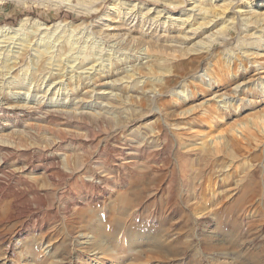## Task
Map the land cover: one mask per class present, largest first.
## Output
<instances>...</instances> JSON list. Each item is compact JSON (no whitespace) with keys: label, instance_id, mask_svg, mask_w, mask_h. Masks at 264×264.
<instances>
[{"label":"rangeland","instance_id":"rangeland-1","mask_svg":"<svg viewBox=\"0 0 264 264\" xmlns=\"http://www.w3.org/2000/svg\"><path fill=\"white\" fill-rule=\"evenodd\" d=\"M0 30L16 39L0 42V264H114L122 240L200 247L216 227L198 193L245 185L264 240V0H0Z\"/></svg>","mask_w":264,"mask_h":264},{"label":"bare ground","instance_id":"bare-ground-1","mask_svg":"<svg viewBox=\"0 0 264 264\" xmlns=\"http://www.w3.org/2000/svg\"><path fill=\"white\" fill-rule=\"evenodd\" d=\"M199 3V2H198ZM231 3V2H230ZM200 4V3H199ZM206 10V9H204ZM190 11L193 12V16L196 15V13L198 12V15H201V14H204L205 12H203V7L201 6H198V5H194V7H192L190 9ZM233 12H239V11H235V8H233ZM184 21V20H183ZM214 19L211 18L209 19L208 21H206L205 23L207 24H210V23H214ZM182 24H185L184 22L181 21ZM45 24H41L40 21H38L37 23V32L40 30V29H46L50 31V28L47 27L46 25L44 26ZM44 26V27H42ZM226 26V24H225ZM229 26V25H228ZM203 27V24H199L198 26H190V28L185 31V38L188 40L190 39H195L196 35L200 33L201 31V28ZM206 27V26H205ZM114 28V27H113ZM1 32V36H3V39H0V42H7L8 46H11L12 42L11 39H13V36H8V33L6 31H3V30H0ZM45 32V31H44ZM27 33V32H26ZM45 33H48V32H45ZM36 32L35 33H32L31 34V38H34L32 36H35ZM39 34V33H38ZM30 35V34H29ZM15 36V35H14ZM38 37V36H37ZM44 37V36H43ZM31 38L29 39V41L27 42L28 46H30V40ZM46 39V38H45ZM212 39H209L208 43H203L204 45L206 44L207 46H209L212 41ZM32 41V40H31ZM78 43V42H77ZM201 44V43H200ZM53 45V44H52ZM0 46H4V45H0ZM45 47V46H44ZM205 48V46H203ZM210 47V46H209ZM75 48V47H74ZM208 48V47H207ZM70 49V48H69ZM43 51V50H42ZM46 51V50H44ZM70 51V50H69ZM21 52V51H20ZM19 53V52H18ZM45 53V52H44ZM54 56V55H53ZM69 57V56H68ZM67 57V60L72 62L74 61V58L73 59H70ZM140 57V56H139ZM78 58V57H77ZM101 58V57H99ZM104 58V57H103ZM102 58V60H103ZM17 59V58H16ZM12 60V57H8L6 58V62H8V67L11 69V68H14L13 66H10L11 64H14L16 63L15 61H11ZM54 60V59H53ZM63 61V60H62ZM87 61L89 60H85L82 59L79 61L78 65H81V64H84L86 63ZM56 62V60H55ZM97 62V60H96ZM103 62V61H102ZM49 63V62H48ZM64 63V61H63ZM69 64V63H68ZM67 64V65H68ZM101 63H99L100 65ZM7 65V64H6ZM49 65V64H48ZM61 65V63H60ZM41 66V64L39 65ZM56 66V65H55ZM96 65L93 64V66H91L92 69L96 68L95 67ZM70 67V70L71 71H75L77 72L75 69V66H69ZM68 67V68H69ZM263 67V66H261ZM6 68V66H5ZM72 68V69H71ZM90 68V69H91ZM7 68V70H10ZM6 70V71H7ZM42 70V68H41ZM61 70H64V69H61L60 68V71ZM67 70V69H66ZM85 70V69H83ZM40 71V70H39ZM43 71V70H42ZM92 71V70H91ZM96 71V69H95ZM259 72V71H258ZM261 72H264V71H260L259 73ZM9 73V72H8ZM83 73V72H82ZM85 73V71H84ZM89 73V72H88ZM94 71L90 74H93ZM6 75V74H5ZM74 75V74H73ZM72 75V76H73ZM86 75V74H85ZM89 78V76H88ZM264 78V77H263ZM104 93V91H102ZM107 92V91H106ZM219 96V95H218ZM114 97V96H113ZM217 97V96H216ZM220 97V96H219ZM215 98V97H214ZM218 99V98H217ZM215 102H216V105H212L214 108L216 106H223L221 103L224 102L225 103V100L224 99H218L216 100L215 99ZM214 102V103H215ZM210 106V107H212ZM250 129V128H249ZM240 132H242L241 130H239ZM255 131V130H254ZM248 132V131H247ZM246 132V133H247ZM237 134V133H236ZM251 135V136H254V133H252V131H250L248 133V136ZM256 135V134H255ZM258 135V134H257ZM256 135V136H257ZM238 137L240 135H237ZM244 136V135H242ZM248 136L247 137V141L249 143H251V137L249 138ZM259 137V136H258ZM221 140V139H220ZM234 143H238V145L242 146V140L239 139V138H235V140H233ZM221 142V141H220ZM213 146L216 144V143H219L218 140H216L215 138L212 139V141L210 142ZM222 144V143H221ZM245 145V144H244ZM252 145V144H251ZM203 146V145H202ZM220 146V144H219ZM235 146V145H234ZM219 148V147H218ZM245 148V146H244ZM245 149H248V146L245 148ZM215 150V149H214ZM232 150V149H231ZM237 151V148L235 149ZM249 151V150H248ZM254 152V151H253ZM189 154V153H188ZM252 154V152H251ZM245 162V161H244ZM207 166V165H206ZM192 171V170H191ZM193 172V171H192ZM203 172V171H202ZM224 173V172H223ZM203 175V173H202ZM187 178V177H186ZM189 178V177H188ZM202 178V177H201ZM226 181V180H225ZM239 181V180H238ZM202 183V182H201ZM202 185V184H201ZM203 186V185H202ZM238 186V185H237ZM204 189V188H203ZM235 189H238V188H235ZM228 190V189H227ZM203 191V190H202ZM232 190L230 189L228 192L226 191V193L220 191L222 194H220L219 192H216L215 189L213 191H211V195H207L204 190V192H199L198 193V199L199 201L201 200V202L203 203V205H198L203 211L206 209H208V205L209 203H214L213 205H215L214 209H209L208 211L204 212L203 215H210L212 216L214 222H215V227L216 229H212V230H209V233L208 234H205L203 236V238L200 240V244H201V248L198 246V247H194V245L192 244V240H149V242L151 241L152 242V247L148 244V247H147V243L145 244V241L144 240H127V242L125 240H122L120 241L119 243H116L115 246H117V248L119 249V252L122 253L120 255V258L116 259V262H114V264H149L151 261H152V256L151 255H148V251H152L153 249L155 250H158L159 252H163L165 254H168V253H171L173 254L172 257H169L168 255L166 257H164L163 259H161L162 261V264H174L172 261H175V259L177 260V257L179 256L178 252H181V249H190L192 252H193V255L196 256L199 254H201V252L203 253H208L210 256H208L209 260L211 261V263H214V264H264V240H258L260 241V243L256 244V245H253L255 243H251V240H253V238L251 239V236L252 235H255L256 237H258V233H259V230L255 229L254 228V219L252 218L251 216V208L252 206H254V200H253V194L251 193V191H249V189H247V186L245 185V187H243L242 189H238V190H235V192H231ZM140 195V194H138ZM136 195V197L138 196ZM138 197H141V196H138ZM137 197V198H138ZM140 199V198H139ZM185 199V198H184ZM144 200V199H143ZM190 203V202H189ZM192 204V203H191ZM198 204V203H197ZM149 206V205H148ZM212 206V205H211ZM187 207V206H186ZM190 207V206H189ZM259 208V207H258ZM146 209V208H145ZM124 210V209H123ZM201 210V211H202ZM259 210V209H258ZM253 211V209H252ZM256 211V210H255ZM123 212V211H122ZM163 210H160V213L163 214ZM257 212V211H256ZM127 213V212H126ZM254 213V212H253ZM212 214V215H211ZM138 215V214H137ZM202 215V214H201ZM202 215V216H203ZM244 215L243 219L245 220V223H246V229H241V224L239 222V219L241 218H236V217H240ZM114 216V215H113ZM161 216V215H160ZM249 216V217H247ZM96 217V216H95ZM120 217V216H118ZM249 218H252V219H249ZM264 219V218H263ZM136 220V219H135ZM188 220V218L186 219V221ZM112 221H114L115 224H111V227H107V228H110V230H114V231H118L119 229L117 228H120L121 226H123L124 228L126 227V229H131L132 228V222L130 223H126L123 225V223L121 224V219L119 218H115L112 217ZM134 221V220H133ZM227 221V222H225ZM112 223V222H111ZM244 223V224H245ZM107 224V223H106ZM186 224V223H185ZM92 225V224H90ZM187 225V224H186ZM257 225V224H256ZM108 226V225H107ZM134 226V225H133ZM165 226V225H164ZM229 227V231H227L224 235H221L222 234V231L224 228L226 227ZM91 227V226H90ZM98 227V226H97ZM93 228V227H92ZM95 228V227H94ZM100 228V227H99ZM98 230V229H97ZM169 230V229H168ZM216 230V231H215ZM222 230V231H221ZM92 231V230H90ZM102 231V230H101ZM113 231V232H114ZM120 231V230H119ZM157 231H160V232H166V228L161 226L160 228H157ZM216 232L217 234H213L212 232ZM225 231V230H224ZM242 234L243 236L245 234H249L248 236H250L249 239H247V236H244L246 237L245 239H242V238H237L236 237V234L239 233ZM158 233V232H157ZM87 234V233H86ZM103 236H107L108 234H110L109 231L107 230H104L102 233H101ZM115 234V232H114ZM166 234V233H165ZM84 235V234H83ZM221 235V236H220ZM96 236V235H95ZM84 238V237H83ZM260 237H258L257 239H259ZM104 239V237H103ZM256 239V240H257ZM255 240V239H254ZM194 241V240H193ZM83 242V241H82ZM84 242H87L84 241ZM253 242V241H252ZM94 243V241H93ZM105 243V242H103ZM228 244H230V246H232L233 249H236L235 250V253L236 255L231 257V255H229V253L227 252V248L228 247ZM150 246V247H149ZM95 247V246H94ZM104 248V246H103ZM132 248H136V251L134 254H130V250L129 249H132ZM231 248V249H232ZM99 249V248H98ZM98 249L95 247L92 252L93 253H97L98 252ZM101 249V247H100ZM177 251V253L175 254V252L173 251ZM201 251V252H200ZM107 251H105L106 253ZM234 253V254H235ZM107 257L108 254H105ZM134 255V257L132 256ZM191 256V259H194V256ZM201 255H198V257H200ZM231 258H230V257ZM109 257V256H108ZM130 257L134 258V260H138L137 262H127L125 263L126 261H128L127 258L130 259ZM115 258V257H114ZM196 258V257H195ZM127 259V260H126ZM160 259V258H159ZM169 260V262L165 261V260ZM190 259V258H189ZM188 259V260H189ZM133 261V260H132ZM159 261V260H158ZM171 261V262H170ZM198 261V260H197ZM196 261V262H197ZM199 262V261H198ZM190 264V263H189ZM192 264V263H191Z\"/></svg>","mask_w":264,"mask_h":264}]
</instances>
